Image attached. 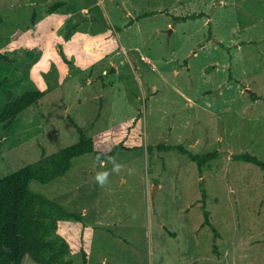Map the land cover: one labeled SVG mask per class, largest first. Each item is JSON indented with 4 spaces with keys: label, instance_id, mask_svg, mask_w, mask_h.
Wrapping results in <instances>:
<instances>
[{
    "label": "rangeland",
    "instance_id": "obj_1",
    "mask_svg": "<svg viewBox=\"0 0 264 264\" xmlns=\"http://www.w3.org/2000/svg\"><path fill=\"white\" fill-rule=\"evenodd\" d=\"M59 1L0 0V112L8 91L45 92L0 121V178L75 142L71 118L91 135L141 113V148L31 182L83 212L93 264H264V172L232 158H264V0H63L49 13ZM160 142L220 155L201 174L178 149L150 154ZM62 230L78 238L80 222Z\"/></svg>",
    "mask_w": 264,
    "mask_h": 264
},
{
    "label": "trees",
    "instance_id": "obj_2",
    "mask_svg": "<svg viewBox=\"0 0 264 264\" xmlns=\"http://www.w3.org/2000/svg\"><path fill=\"white\" fill-rule=\"evenodd\" d=\"M64 5L65 1L61 0L50 5L48 11L53 13ZM149 13L152 12L140 13L137 18L131 19L129 24ZM199 16L200 13H194L183 18ZM33 21L36 23L35 14ZM21 34L22 32H16L15 38ZM0 57L11 60L8 54L1 51ZM44 94L42 89H33L13 98L12 92L8 91V101L0 112L3 126L8 128L21 112L37 104ZM141 117L142 114L139 113L128 122L112 125L91 135L74 118H71L70 121L79 132V138L75 142L50 154L43 151L42 157L38 160L29 162L0 178V264H74L71 254L77 251L82 252L84 264L88 263V245L83 238L86 227L83 212L69 210L62 203L34 190L31 182L35 180L49 183L65 176L73 167L74 159L80 155L90 153L99 159H111L120 149L132 151L141 148ZM147 147L150 154L155 149L159 151L178 149L197 163L201 174L210 161L220 155L218 150L196 153L183 145L166 142L149 144ZM232 158L257 164L264 172V158L252 152H238L233 154ZM207 195V190L204 188V201ZM70 219L80 222L78 238L71 230H62ZM205 224H209L217 233L207 209H205ZM74 242L78 246H75Z\"/></svg>",
    "mask_w": 264,
    "mask_h": 264
},
{
    "label": "clouds",
    "instance_id": "obj_3",
    "mask_svg": "<svg viewBox=\"0 0 264 264\" xmlns=\"http://www.w3.org/2000/svg\"><path fill=\"white\" fill-rule=\"evenodd\" d=\"M122 166L118 163L113 162L112 172L119 173ZM131 172V170H129ZM109 172H98L96 173L95 180L100 187H104L108 183Z\"/></svg>",
    "mask_w": 264,
    "mask_h": 264
},
{
    "label": "crops",
    "instance_id": "obj_4",
    "mask_svg": "<svg viewBox=\"0 0 264 264\" xmlns=\"http://www.w3.org/2000/svg\"><path fill=\"white\" fill-rule=\"evenodd\" d=\"M92 251L90 250V248L88 249V258L90 259V264H93V261H92V257H91V253Z\"/></svg>",
    "mask_w": 264,
    "mask_h": 264
}]
</instances>
